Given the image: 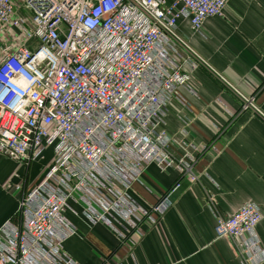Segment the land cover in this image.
Returning <instances> with one entry per match:
<instances>
[{
	"label": "built area",
	"instance_id": "obj_1",
	"mask_svg": "<svg viewBox=\"0 0 264 264\" xmlns=\"http://www.w3.org/2000/svg\"><path fill=\"white\" fill-rule=\"evenodd\" d=\"M230 1L0 0V154L22 165L51 156L37 182L16 186L20 221L0 226V264H77L63 248L76 234L68 213L128 242L157 224L182 181L200 183L208 145L161 127L176 85L188 83L182 66L205 64L177 27L199 32ZM233 90L240 111L264 117ZM152 164L177 179L145 207L132 189ZM203 190L215 239L259 242L258 205L223 216Z\"/></svg>",
	"mask_w": 264,
	"mask_h": 264
},
{
	"label": "crops",
	"instance_id": "obj_2",
	"mask_svg": "<svg viewBox=\"0 0 264 264\" xmlns=\"http://www.w3.org/2000/svg\"><path fill=\"white\" fill-rule=\"evenodd\" d=\"M177 28L205 64L182 66L188 83L176 85L161 127L176 135L184 128L189 142L208 145L195 165L200 183L182 181L171 197V208L157 224L141 225L142 234L131 235L128 242L102 224L88 225L68 213L76 234L63 248L77 264H264V117L240 111L241 101L233 90L254 97L264 115V0H232L223 16L208 18L199 32L184 20ZM181 54L174 59L177 64L186 57ZM50 157L47 153L35 161L33 180L20 172L21 163L16 162L21 168L15 172V161L0 154V226L10 218L20 221L15 181L25 191L38 181ZM176 179L175 171L162 173L149 165L132 194L149 207ZM203 188L223 216L247 202L258 205L259 242L215 239V216Z\"/></svg>",
	"mask_w": 264,
	"mask_h": 264
},
{
	"label": "rangeland",
	"instance_id": "obj_3",
	"mask_svg": "<svg viewBox=\"0 0 264 264\" xmlns=\"http://www.w3.org/2000/svg\"><path fill=\"white\" fill-rule=\"evenodd\" d=\"M37 163L35 161H32L31 163L29 164H26V165H23L24 166V170L23 171H20L21 173L23 172L25 174V176H27V178L29 179H32L34 180V177H33V174H34V171L32 172L33 168H36V165ZM15 165H16V169H15V172L18 171V169H20V165H18L16 162H15ZM41 167V166H40ZM39 167V168H40ZM15 172H14V175H15ZM15 177V176H14ZM17 180V179H14V181ZM20 185V182L17 183L15 181V183L13 184V189H14V194H15V197L16 199L17 198H20V193H19V190H16V186L17 185ZM21 189H22V184H21ZM21 192V191H20ZM19 201V200H18Z\"/></svg>",
	"mask_w": 264,
	"mask_h": 264
}]
</instances>
